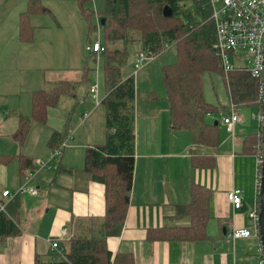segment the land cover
<instances>
[{"label":"crops","instance_id":"obj_1","mask_svg":"<svg viewBox=\"0 0 264 264\" xmlns=\"http://www.w3.org/2000/svg\"><path fill=\"white\" fill-rule=\"evenodd\" d=\"M95 40L98 39L95 38L88 43ZM100 54L94 56L99 58L102 56ZM95 70L94 77L92 79L88 77L89 87L82 84L76 91V97L69 95L71 100L67 110L60 111L57 106L49 108L47 121L33 123L21 145L9 137L18 126L19 116H24V113H18L20 109L15 111L17 123L16 120L9 123L4 119L0 126V137H5L0 138L5 139L0 140V152L10 155L21 154L34 159V167L25 169L27 174L24 176L18 173L16 158L9 162L16 161L14 166L18 176L16 188L26 186L38 190L35 195H31L28 192L16 193L17 190L0 187L1 203L19 229L17 235L0 236V264H35L37 259L43 262L56 261L65 251L62 247L63 241L71 233L75 219L105 216L104 184L93 180L87 181L79 174L76 177V173L62 171V168H69L73 172L81 173L85 164L86 149L105 141V113L102 100L106 90L103 84V71L99 73L97 68ZM54 82L47 81L52 84ZM226 82L228 83V80ZM91 85L97 86L95 92L97 99L90 93ZM81 86L87 87L84 95L78 93ZM230 102L228 94V102L224 106L229 107ZM78 105L82 106L79 110L76 107ZM96 106H102L103 114L95 113ZM243 107H253L258 112V106ZM153 108H156L154 104H148L146 107ZM240 108L242 107L235 106L236 112ZM139 113L137 107L136 116ZM254 114L252 119L258 121ZM222 117L217 118L218 126L220 123L224 125ZM66 119H68L66 135L58 145L50 144L52 133L60 131ZM213 119L216 118L212 117ZM39 124L47 125L49 130L45 127L46 131L39 136L42 145L40 143L39 146L37 143L36 146L41 129ZM241 126L239 122L236 124L233 135L226 128L232 142V150L229 152L225 149L220 152V147H225L227 142L220 144L219 132L217 146L210 148L193 144L189 131L172 132L170 125L164 123V120L160 122L158 117L154 119L146 114L142 116L141 122L138 117L135 119L131 199L120 234L106 239V247L113 256L130 254L134 264H262L260 239L255 233L254 221L249 217V213L256 206L260 163L258 155L244 151V139L252 132L247 133L242 140L237 139V135L243 132ZM184 132L187 134H183ZM236 144H240L238 151L240 157H237L235 151ZM57 149L61 152L53 155ZM209 149L214 151L208 152ZM193 151L211 155L210 167L194 166L190 157ZM51 156L53 158L49 166L36 162L49 160ZM251 157L254 161L247 160ZM14 180L12 177L11 181ZM193 185L204 186L210 191L206 237L194 241L150 240L147 237L150 228L189 225V216L179 218L176 207L191 202ZM231 188L242 190V205L239 209L234 210L226 199V194ZM4 190H9L13 195L3 197ZM233 228L242 230L244 235L238 238L231 237ZM53 240H57L56 249L51 247Z\"/></svg>","mask_w":264,"mask_h":264},{"label":"trees","instance_id":"obj_2","mask_svg":"<svg viewBox=\"0 0 264 264\" xmlns=\"http://www.w3.org/2000/svg\"><path fill=\"white\" fill-rule=\"evenodd\" d=\"M84 15L91 12L84 6L89 0H77ZM104 0V12L98 16L104 33L102 55L103 84L106 90L104 107L105 141L86 149L85 164L81 173L62 168L67 173L83 176L105 186V216L103 218H77L74 227L64 238L60 258L52 262L36 260L35 264H134L130 254H116L107 249L106 239L120 234L127 206L130 203L134 155V102L135 80L130 75L123 78L121 68L126 62L125 49H108L107 43L133 41L134 34L142 42L143 55L150 59L169 46L175 49V61L161 67L166 101L168 102L169 125L172 132L189 131L195 145L216 147L218 144V119L226 115L228 108L222 104L212 105L205 101L202 91V75L216 71L225 81L231 102L238 108L258 106L256 87L249 75L240 70L227 74L219 67L215 55V29L211 19L209 0ZM192 5V13L186 11ZM165 9V12H164ZM50 12L40 0H28L27 8L19 15V34L22 38L31 33L29 16ZM90 41V40H88ZM96 55L95 53H91ZM88 67L78 80H58L50 89L35 90L31 95V114L19 116L17 128L9 137L21 145L33 123H45L49 108L56 107L62 95L76 97L82 84L90 85ZM228 80V83L226 82ZM68 118V117H67ZM60 131L52 133L50 144L58 145L66 135V123ZM260 127V126H259ZM260 129V128H259ZM249 133L244 139V151L259 155L263 151L261 130ZM259 152V153H258ZM258 153V154H257ZM194 166L210 167L212 156L191 153ZM17 159L20 176L25 169L34 167V159L21 154H0V165ZM26 177V176H25ZM210 191L201 185H193L192 200L188 205L176 207L179 218L189 216V225H166L150 228V240H188L206 237V221L209 219L208 202ZM258 195L256 205L258 206ZM1 204V199H0ZM19 233L16 222L5 209H0V236Z\"/></svg>","mask_w":264,"mask_h":264},{"label":"rangeland","instance_id":"obj_3","mask_svg":"<svg viewBox=\"0 0 264 264\" xmlns=\"http://www.w3.org/2000/svg\"><path fill=\"white\" fill-rule=\"evenodd\" d=\"M40 1L49 8L50 12L31 14L28 23L31 33L22 38L18 29L19 15L26 10L28 0H0V126H2L4 119H7L9 123L16 120L17 123L15 116L17 109H20L18 113H24V116L29 117L31 95L38 89H50L53 84L47 83V81L77 80L85 67L90 68L88 77L92 79L96 68L99 73L102 70V56L96 58L86 50V47L88 40L95 38L101 44L104 45L105 43L102 25L99 24L98 18L104 12V0H89L86 3L84 7L92 13L89 18L84 15L77 0ZM138 3L140 2L137 0L133 15L140 8V5L137 6ZM188 9L189 13L193 12L192 5H187L186 11ZM132 38L134 40L128 43L116 41L107 43L106 46L108 49L126 50V62L121 68V75L122 77L134 76V122L137 117L141 122L142 116L147 114L154 119L158 117L160 122L164 120V123L169 124L168 103L165 99L166 89L161 67L175 61V49L169 46L159 55L154 56L153 59L141 61L142 42L135 34ZM85 88L87 87L81 86L78 93L84 95ZM202 91L205 101L212 105H217L218 102L226 105L228 102L225 81L216 71L203 73ZM152 97L154 98L151 99ZM70 100L69 95H63L57 108L60 111L67 110ZM86 100L89 101L88 98ZM151 100L153 101L151 102ZM148 104H154L156 108L146 109ZM76 107L79 110L82 106ZM96 107L94 108L95 113L103 114L102 106ZM137 107L140 112L138 116H136ZM237 112L243 131L237 135V139L242 140L247 133L257 131L261 122L258 123L257 120L252 119V115L257 112L256 108L242 107ZM209 119L212 120V116H209ZM38 126L41 129L36 139V146L37 143L39 146L40 143L42 145L41 138L39 139L42 132L46 131V128L49 130L47 125L39 124ZM183 134L187 133L184 132ZM219 137L220 144L227 142L225 147H220V152L225 149L230 152L232 142L226 127L221 123L219 124ZM239 149L240 144H236L237 157L241 156L238 152ZM47 151H49L48 148ZM213 151V149L208 150L211 153ZM199 152L196 151V153ZM0 154L10 153L0 152ZM250 159L254 161L252 157L247 160L251 161ZM15 164L16 161H12L9 165H0V187L17 190L18 176L14 167ZM12 177L15 178L14 181H11ZM42 187L44 188L43 185Z\"/></svg>","mask_w":264,"mask_h":264},{"label":"built area","instance_id":"obj_4","mask_svg":"<svg viewBox=\"0 0 264 264\" xmlns=\"http://www.w3.org/2000/svg\"><path fill=\"white\" fill-rule=\"evenodd\" d=\"M212 7L211 18L215 29V55L218 58L219 66L225 74L236 69L246 72L250 79L255 83L256 98L258 104V112L255 117L258 122H261L262 110L264 107V0H210ZM86 50L89 53L100 54L104 48L102 44L95 40L89 42ZM147 58L140 55V60ZM97 86H90V93L94 99H97ZM229 110L222 117V122L227 130L233 135L234 128L239 122V115L235 110L232 102L228 104ZM258 115V116H257ZM61 150H54L53 155H57ZM36 160L39 165L49 166L50 160ZM259 163L261 165L262 152L258 155ZM28 178V176H26ZM259 177L256 190L259 189ZM28 192L35 195L37 190L34 188H27L20 186L16 193ZM13 193L9 190L2 192L3 197H11ZM226 199L235 209H239L242 205V190L239 188H231L227 194ZM0 209H4V205L0 204ZM249 217L254 221L255 233L259 236L258 228V206L249 213ZM244 235L242 230L232 229L231 237L238 238ZM51 247L56 249L58 247L57 240L51 242ZM262 264L264 258L262 257Z\"/></svg>","mask_w":264,"mask_h":264},{"label":"water","instance_id":"obj_5","mask_svg":"<svg viewBox=\"0 0 264 264\" xmlns=\"http://www.w3.org/2000/svg\"><path fill=\"white\" fill-rule=\"evenodd\" d=\"M165 12V9H164ZM105 23V18L101 19V24ZM264 58V50H263ZM261 139H262V159L260 165V177H259V189H258V228H259V239L261 245V251L264 258V107L262 110V120L260 123Z\"/></svg>","mask_w":264,"mask_h":264}]
</instances>
